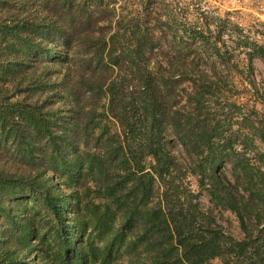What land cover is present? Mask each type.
Returning a JSON list of instances; mask_svg holds the SVG:
<instances>
[{
  "label": "trees",
  "instance_id": "1",
  "mask_svg": "<svg viewBox=\"0 0 264 264\" xmlns=\"http://www.w3.org/2000/svg\"><path fill=\"white\" fill-rule=\"evenodd\" d=\"M166 5L0 0V264H264V78L236 115Z\"/></svg>",
  "mask_w": 264,
  "mask_h": 264
},
{
  "label": "rangeland",
  "instance_id": "2",
  "mask_svg": "<svg viewBox=\"0 0 264 264\" xmlns=\"http://www.w3.org/2000/svg\"><path fill=\"white\" fill-rule=\"evenodd\" d=\"M157 1L167 4L165 12L171 17L166 25L169 28L168 40L186 48L191 44L188 56H216L219 60L228 57L237 63L231 73L235 85L230 89V97L238 104L234 113L240 115L250 110L255 94L248 84L243 65L252 53L256 79L264 78V58L254 48L255 44L264 46V0ZM208 24L211 25L206 27ZM216 42H220L219 46L215 45ZM203 200L210 205L206 195ZM215 211L226 232L242 237L239 224L230 211L224 208ZM211 264L221 262L216 258Z\"/></svg>",
  "mask_w": 264,
  "mask_h": 264
}]
</instances>
